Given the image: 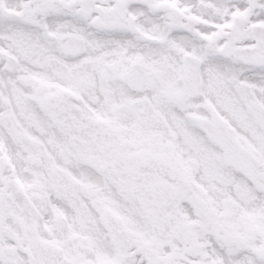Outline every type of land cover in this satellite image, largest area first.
I'll return each instance as SVG.
<instances>
[{
    "label": "snow or ice",
    "instance_id": "obj_1",
    "mask_svg": "<svg viewBox=\"0 0 264 264\" xmlns=\"http://www.w3.org/2000/svg\"><path fill=\"white\" fill-rule=\"evenodd\" d=\"M0 264H264V0H0Z\"/></svg>",
    "mask_w": 264,
    "mask_h": 264
}]
</instances>
